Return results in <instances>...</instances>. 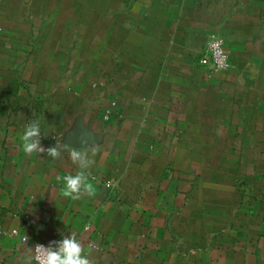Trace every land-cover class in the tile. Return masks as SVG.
<instances>
[{"label": "crops", "instance_id": "1", "mask_svg": "<svg viewBox=\"0 0 264 264\" xmlns=\"http://www.w3.org/2000/svg\"><path fill=\"white\" fill-rule=\"evenodd\" d=\"M32 122L61 156L24 153ZM69 234L92 264H264V0H0V264Z\"/></svg>", "mask_w": 264, "mask_h": 264}, {"label": "clouds", "instance_id": "2", "mask_svg": "<svg viewBox=\"0 0 264 264\" xmlns=\"http://www.w3.org/2000/svg\"><path fill=\"white\" fill-rule=\"evenodd\" d=\"M41 137V127L38 122L27 125L20 137L26 155L46 152L53 159L61 156L59 146L54 145L45 149ZM69 155L72 162L79 165L81 171H78L75 175L57 176V181L63 185L62 196L76 200L80 199L81 195L85 193L89 196L93 195L94 187L88 181V176L84 171L90 167L91 161L87 159L86 154L79 151H72ZM38 247L43 248L44 253L36 256L37 264H92L89 259L90 248L85 249L80 240L71 234L63 236L62 239L48 246L38 245Z\"/></svg>", "mask_w": 264, "mask_h": 264}, {"label": "built area", "instance_id": "3", "mask_svg": "<svg viewBox=\"0 0 264 264\" xmlns=\"http://www.w3.org/2000/svg\"><path fill=\"white\" fill-rule=\"evenodd\" d=\"M199 63L203 67L208 68L211 73L223 72L229 67V53L225 49L222 40L217 35L209 36L206 48L199 59ZM12 234L15 235L17 233L16 231H13ZM22 240L23 242L27 241L26 238H23ZM38 245L47 246L42 242H36L33 245V258L36 264V256L44 253V249L38 247Z\"/></svg>", "mask_w": 264, "mask_h": 264}, {"label": "water", "instance_id": "4", "mask_svg": "<svg viewBox=\"0 0 264 264\" xmlns=\"http://www.w3.org/2000/svg\"><path fill=\"white\" fill-rule=\"evenodd\" d=\"M86 136V137H85ZM75 144L74 145L75 147H85L88 143H89V140H88V134H83V133H79L75 139ZM83 142V143H82Z\"/></svg>", "mask_w": 264, "mask_h": 264}]
</instances>
